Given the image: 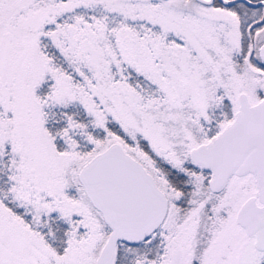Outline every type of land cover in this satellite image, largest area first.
Returning <instances> with one entry per match:
<instances>
[{"label": "snow or ice", "instance_id": "obj_1", "mask_svg": "<svg viewBox=\"0 0 264 264\" xmlns=\"http://www.w3.org/2000/svg\"><path fill=\"white\" fill-rule=\"evenodd\" d=\"M0 264H264V0H0Z\"/></svg>", "mask_w": 264, "mask_h": 264}]
</instances>
